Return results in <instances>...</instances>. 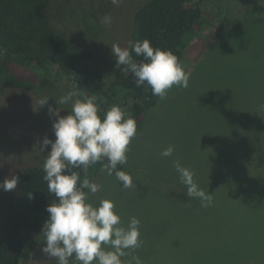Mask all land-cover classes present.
<instances>
[{
  "label": "trees",
  "instance_id": "16d2710c",
  "mask_svg": "<svg viewBox=\"0 0 264 264\" xmlns=\"http://www.w3.org/2000/svg\"><path fill=\"white\" fill-rule=\"evenodd\" d=\"M230 1L134 0L121 10L111 0H0V150L12 142L18 146L25 142L15 134L29 120L18 124V116L24 115L20 96L34 99L54 90L67 92L73 83L81 93L78 98L101 97L105 111L119 105L136 120L137 135L131 142L143 135L151 112L169 102L168 93L175 87L164 99L153 96L146 85L137 88L130 70L115 67L111 45L116 32L126 35L125 47L129 41L148 39L154 48L171 50L182 64L193 39L211 26H217L214 45L218 39L234 43L230 58L222 64L214 57L209 64H198V73L204 71L206 78L198 83V106H211L218 116L215 122H202L204 130L198 121L205 149L198 150L192 138L177 133L172 120L164 125L172 131L165 135L168 141L145 157L149 169L144 177L171 207L166 222L158 214L154 220L140 219L142 247L129 250L147 264H264V4L246 0L247 8L238 12L239 0H232V18ZM116 9L121 12L120 27L102 24L105 15L113 21ZM113 28L117 30L112 33ZM254 29L260 45L250 39ZM242 43L240 55L236 45ZM133 58L145 62L135 53ZM165 145H174L171 157L160 155ZM201 154L205 164L198 161ZM177 160L194 172L201 189L212 193L206 214L212 225L199 221L206 207L188 195L173 163ZM105 162L91 165L87 173L72 170L81 179L94 181ZM31 163L15 161L10 168L0 162V174L18 178L14 198L0 221V264H30L36 247L44 244L46 209L56 197L47 191L43 162ZM198 236L205 241L199 250Z\"/></svg>",
  "mask_w": 264,
  "mask_h": 264
},
{
  "label": "clouds",
  "instance_id": "9594fccd",
  "mask_svg": "<svg viewBox=\"0 0 264 264\" xmlns=\"http://www.w3.org/2000/svg\"><path fill=\"white\" fill-rule=\"evenodd\" d=\"M122 0H111L119 6ZM261 4H264L260 0ZM112 18L105 15L101 23L111 26ZM115 67L130 70L137 88L147 86L153 96L164 99L173 86L187 88L190 73L171 50L153 47L148 39L129 41L128 47L111 45ZM133 53L142 56L145 62L134 61ZM76 83L65 95L55 99L60 105L71 103V111L60 115V107L49 106L55 140L43 138L41 150L51 145V150L43 161L44 181L48 193L56 197L46 211L48 217L42 226L44 246L42 251L56 264H69L74 258L77 264H143L139 256L125 262L122 257L126 250L142 247L141 221L133 216L127 224L116 212L115 202L102 199L98 205L90 202V194L97 193L101 185L81 179L80 173L72 169H82L85 173L91 165L103 163L108 175H115L124 188H132L133 177L122 170L127 164V153L132 139L137 135V122L128 116L119 105L104 110L106 101L95 95L80 97ZM49 97L39 101V106L47 104ZM103 113V116L100 115ZM175 150L169 145L160 155L171 157ZM181 183L187 193L201 201L202 207L213 202L212 193L201 189L194 179V172L177 160L174 162ZM17 177L0 182V189L10 191L16 188Z\"/></svg>",
  "mask_w": 264,
  "mask_h": 264
},
{
  "label": "rangeland",
  "instance_id": "374dc122",
  "mask_svg": "<svg viewBox=\"0 0 264 264\" xmlns=\"http://www.w3.org/2000/svg\"><path fill=\"white\" fill-rule=\"evenodd\" d=\"M133 1L134 0H122V2L119 4V7L121 6V10L125 9L127 8V5H133ZM248 2H246V0H239L235 5L237 6L239 4L238 12L241 11V8H243V12L247 8L244 4ZM204 4H209L211 7H208L211 9L213 8L212 2L205 1ZM233 4L234 1L231 0L228 6V10L232 18L235 17L232 13ZM117 9L114 12L115 15L111 27L119 28L120 22H117V20L120 18L121 12H118ZM247 11L248 10H246L244 13ZM219 12L221 14L218 19L222 21L224 18L225 9L222 8ZM259 26L260 25H257V27ZM216 27L217 26L214 25L202 31L195 39H193L185 51L183 65L185 66L186 71L190 73L188 87L176 88V86H174L175 88L170 90L168 93L167 98L169 99V102H163V104H160L151 112L152 114L150 113L151 118L148 117L147 119L146 129L144 130L143 135L137 139H134V141L129 145L130 150L127 153V164L121 166V168L123 171L131 174L133 177L134 187H122L115 175H108L104 167L93 181L101 185V188L97 193L90 194V199L92 198L95 205H98L102 199H110L114 201L116 206L115 210L121 216L125 225L129 221L130 217H133L136 214L139 216V219L145 221L154 220V215L158 214L159 219L164 222H166V220L171 215L170 205H168L167 202L165 203L164 197L158 192V190L154 189V185L150 182H147L146 178L144 177V175L146 176V173L149 169V159L146 160L145 157L147 158L149 154L156 153L158 147H162L167 140L165 135L172 134V131H168V123L173 120V129L176 130V132L177 130L182 131V135L186 140L192 138V142H195L198 145V150L200 148H202V150L205 149L204 142L206 138H202V134L198 128V121H200L201 129L204 130L201 123H206L208 121L215 122L214 120L218 118V116L216 111L211 110V106H206L204 108L198 106V83L200 82L201 84L206 81V78L204 77V71L198 73V64H200V62H204V65L209 64L211 63V59H213V57L215 58L216 62H219L217 64H222L226 58H230L231 51L234 49V43H232V41L225 44L223 43L225 42L224 40L218 39L216 44H213V40L216 39L215 35H217ZM261 28L262 27L259 29ZM116 30L117 29L114 30L113 28L112 33L116 32ZM116 33L117 35L115 33L113 34L115 44L125 47L126 35L120 32ZM260 33L262 34V31H260ZM251 34L252 36L250 39L255 42V44L260 45V43L255 38L256 36H259V34L255 32V29L251 32ZM252 41H247L245 43H251L253 45ZM245 43H242L240 46L236 45L240 55H243V53L240 51V48H245ZM59 90L61 91L54 90L47 92L49 98L47 104L44 106H39V101L44 97H48L45 93L40 94L38 97L35 96L34 99H32L29 95H22L18 98L19 105L24 109V115L22 116L20 114L21 116H18V124H23V120L25 118H29V120L26 122L24 127H20L21 129L15 133L17 137H24L23 141L25 142L21 143L19 146L17 141L12 142L0 150V162L5 163L6 167L11 168L12 163H15V161H23L25 163L33 162V164H35L36 162H43L45 160L48 152L51 150V145L47 146V148L42 151L41 146L43 138L47 136L51 140H55V134L52 127V122L55 117L50 116L48 111L49 106H52L53 108L60 107V115H67L71 111V107L68 105L59 106L56 103L55 99H58L59 97L66 94V91L63 92L62 89ZM190 95L193 97H190ZM189 97L195 98L192 101ZM204 113H206L208 116H204ZM162 123L163 128H161ZM165 123H167L166 127H164ZM178 144L179 147L177 150L181 153L180 140H178ZM15 146H18V148ZM166 148L167 145L164 146V149ZM204 159L205 157L203 154L198 157V161H204ZM198 161H193L194 167L192 168L197 167ZM205 162L206 161H204V164ZM106 163L107 161L105 164ZM204 166L207 167V165ZM6 178H10V175L0 174V182H3ZM164 180L165 183H168L169 181L167 178ZM139 190L141 193H143V195H139L137 193ZM12 198H14L13 190L4 191L3 189H0V221L3 217L4 209L9 205V203H11V200H13ZM209 207L210 206L206 207V213H204L199 218V221L203 224L212 225V220L207 218L206 215ZM180 216L186 218L184 213L180 214ZM203 240L204 239L198 236V250L202 243L205 242ZM144 241L147 243L148 240ZM43 246L44 244H41L36 247L33 252L32 261L30 264H56L54 258L48 257L42 251ZM126 251L128 252V255L122 257V260L125 262L131 260L133 257V254L130 250ZM69 264H77V262L73 258L70 260ZM143 264L147 263L143 261Z\"/></svg>",
  "mask_w": 264,
  "mask_h": 264
}]
</instances>
